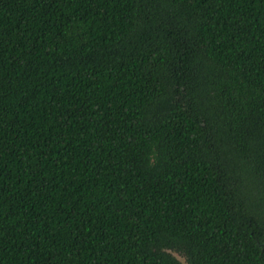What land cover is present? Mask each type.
Masks as SVG:
<instances>
[{
  "label": "trees",
  "instance_id": "1",
  "mask_svg": "<svg viewBox=\"0 0 264 264\" xmlns=\"http://www.w3.org/2000/svg\"><path fill=\"white\" fill-rule=\"evenodd\" d=\"M0 264H264V0H0Z\"/></svg>",
  "mask_w": 264,
  "mask_h": 264
},
{
  "label": "rangeland",
  "instance_id": "2",
  "mask_svg": "<svg viewBox=\"0 0 264 264\" xmlns=\"http://www.w3.org/2000/svg\"><path fill=\"white\" fill-rule=\"evenodd\" d=\"M177 257H178L182 262L184 261L182 257H180V256H178V255H177Z\"/></svg>",
  "mask_w": 264,
  "mask_h": 264
}]
</instances>
